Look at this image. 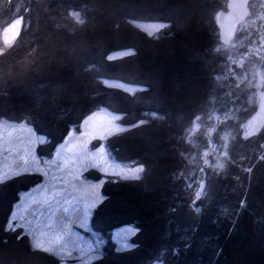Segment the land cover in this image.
<instances>
[{
    "label": "trees",
    "instance_id": "trees-1",
    "mask_svg": "<svg viewBox=\"0 0 264 264\" xmlns=\"http://www.w3.org/2000/svg\"><path fill=\"white\" fill-rule=\"evenodd\" d=\"M263 3L250 0L241 33L220 47L225 0H0V24L21 20L0 55V118L24 119L52 140L38 153L96 108L129 126L105 146L141 173L107 180L90 223L103 235L131 225L138 246L106 249L91 264H264V124L241 133L255 109ZM136 22L164 26L150 35ZM37 180L0 183V264H62L5 228L18 192Z\"/></svg>",
    "mask_w": 264,
    "mask_h": 264
},
{
    "label": "rangeland",
    "instance_id": "rangeland-1",
    "mask_svg": "<svg viewBox=\"0 0 264 264\" xmlns=\"http://www.w3.org/2000/svg\"><path fill=\"white\" fill-rule=\"evenodd\" d=\"M249 2L250 0H225L226 8L216 12L220 47H228L237 34L241 33L244 28L242 24L249 17ZM69 15L77 21L80 19L77 11H71ZM136 24L150 35H157L164 26L163 23L154 22ZM20 26L21 20L16 17L0 24V55L6 52L15 39ZM260 41L259 51L263 52L264 39ZM256 78L255 109L242 123L241 133L244 136L255 133L264 124V53ZM103 83L128 92L135 89L134 86L111 80H103ZM128 127L120 123V115L104 108H96L86 113L77 124L67 126L61 139L54 140L56 143L49 153H38L40 144H46L48 150L52 140L46 138L45 134L36 132L34 126L24 119L0 118V183L25 173H36L38 177L35 183L18 192L5 228H8L14 211H17L18 217L23 214V220L18 218L14 222L20 226L8 229H19L21 234L29 238L33 248L49 252L62 264H91L101 258L106 249L116 248L117 245L112 239L114 230L131 225H123L111 232H104V236L100 231L93 229L90 218L89 230L85 231L75 226V221L72 226H68L62 220L56 222L47 214L50 212L49 199L54 193H59L56 196L59 201L55 205L56 216L64 207L69 208L68 213H75L77 208L86 209L92 197L91 188L95 187L96 183L102 185L100 189L102 194V188L107 180L122 182L139 177L142 170L140 164L114 160L105 146L106 138ZM193 131L195 132V127ZM193 131L190 132L192 140L195 136L192 134ZM214 158L215 163L222 162L223 149L217 150ZM54 176L58 178L55 181ZM29 192L33 194L35 203L25 197L22 207L16 209L15 206L21 202V194ZM34 212L37 214L43 212L45 215L38 218L37 215H33ZM93 233L106 241L98 251L95 250L96 238ZM77 234L81 238L78 243ZM86 242L91 243L93 250H89ZM148 264L161 263L152 260Z\"/></svg>",
    "mask_w": 264,
    "mask_h": 264
},
{
    "label": "snow or ice",
    "instance_id": "snow-or-ice-1",
    "mask_svg": "<svg viewBox=\"0 0 264 264\" xmlns=\"http://www.w3.org/2000/svg\"><path fill=\"white\" fill-rule=\"evenodd\" d=\"M57 177H53V180H57ZM102 185L96 183L95 187L91 188V192H92V197L89 200L86 209H79L77 208L75 211L76 213H81L82 214H78L75 216V226L84 229L85 231L89 230V225H88V221L89 218L92 214V211L98 206L99 203L103 202L104 199H106V197H104L101 192ZM59 193H54L52 197H50L49 199V205H50V212L47 214L49 215L50 218L55 219L56 222H61V218L56 216V207L55 205L59 203V201L56 199V196H58ZM25 197L27 200H29L30 202L35 203V200L33 198V194L31 192L29 193H22L21 194V202L18 203L15 208L16 209H20L24 203ZM63 212L68 213L69 212V208L68 207H64ZM33 215H37L38 218H41L45 215V213L40 212L39 214H37L36 212L33 213ZM18 218L20 220H23V214H21L18 217V213L17 211H14L13 214L11 215L10 218V223L8 224V228H14V227H19V224H16L14 222H16L18 220ZM139 229H135L133 226H124L122 228L116 229L114 230L113 233V242L117 245L115 248V251L117 253H121L124 251H129L132 250L134 248H136L138 245L132 244L130 243V239L131 237L138 232ZM93 236L96 238V243H95V250H99L101 248L102 245H104L106 243V241H104L103 239H101L97 234L93 233ZM80 237L79 234H77V238H76V242L78 243L80 241ZM88 243V247L89 250H93L92 249V245L90 242H86Z\"/></svg>",
    "mask_w": 264,
    "mask_h": 264
},
{
    "label": "flooded vegetation",
    "instance_id": "flooded-vegetation-1",
    "mask_svg": "<svg viewBox=\"0 0 264 264\" xmlns=\"http://www.w3.org/2000/svg\"><path fill=\"white\" fill-rule=\"evenodd\" d=\"M76 210V209H75ZM74 212L71 213H65L63 212V210H60L59 212H57V214H59V218H61V220L64 222L65 225L68 226H72V224H70V220L72 219V215Z\"/></svg>",
    "mask_w": 264,
    "mask_h": 264
},
{
    "label": "water",
    "instance_id": "water-1",
    "mask_svg": "<svg viewBox=\"0 0 264 264\" xmlns=\"http://www.w3.org/2000/svg\"><path fill=\"white\" fill-rule=\"evenodd\" d=\"M79 213H74L73 216H72V219L70 220V224H72L74 221H75V216L78 215ZM59 216V214H57V217Z\"/></svg>",
    "mask_w": 264,
    "mask_h": 264
}]
</instances>
